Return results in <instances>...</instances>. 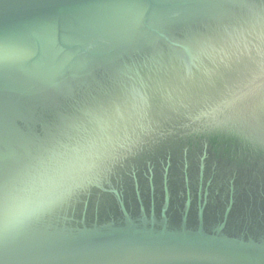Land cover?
<instances>
[{
    "label": "water",
    "instance_id": "obj_1",
    "mask_svg": "<svg viewBox=\"0 0 264 264\" xmlns=\"http://www.w3.org/2000/svg\"><path fill=\"white\" fill-rule=\"evenodd\" d=\"M3 224L0 264H264V0H0Z\"/></svg>",
    "mask_w": 264,
    "mask_h": 264
},
{
    "label": "snow or ice",
    "instance_id": "obj_2",
    "mask_svg": "<svg viewBox=\"0 0 264 264\" xmlns=\"http://www.w3.org/2000/svg\"><path fill=\"white\" fill-rule=\"evenodd\" d=\"M63 195V194H62ZM45 201L41 199L40 201H26L21 204L18 212H17V218L19 220L26 219L35 213L41 211L44 207ZM7 227L3 224L0 225V231H6Z\"/></svg>",
    "mask_w": 264,
    "mask_h": 264
},
{
    "label": "clouds",
    "instance_id": "obj_3",
    "mask_svg": "<svg viewBox=\"0 0 264 264\" xmlns=\"http://www.w3.org/2000/svg\"><path fill=\"white\" fill-rule=\"evenodd\" d=\"M40 197H43L44 195H47V193H40L38 194ZM28 201H31V200H28Z\"/></svg>",
    "mask_w": 264,
    "mask_h": 264
}]
</instances>
